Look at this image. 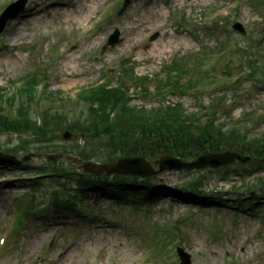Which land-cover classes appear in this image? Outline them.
Instances as JSON below:
<instances>
[{
  "label": "rangeland",
  "instance_id": "obj_1",
  "mask_svg": "<svg viewBox=\"0 0 264 264\" xmlns=\"http://www.w3.org/2000/svg\"><path fill=\"white\" fill-rule=\"evenodd\" d=\"M12 1L16 0H0V13ZM92 1L97 4H91L90 15L77 20ZM26 2L24 10L8 21L0 34V87L4 93V86L11 81L29 80L28 76H34L37 81H45L43 88L36 89L41 100L37 108L52 107L64 111L70 101L75 102L80 89L95 84L102 74L122 80L129 86V91L135 93V80L120 76L124 60L128 63L125 69H130L133 74L151 75L161 68L164 71L171 67L181 56L178 60H187L185 55L190 56V61L199 57L195 62L197 67L207 61L205 70L218 59L216 68L208 70V75L201 78L204 82L198 89L187 88L182 100L176 95H169V100H178L187 111L203 116L211 111L210 103L216 98L219 103L217 123H223L226 129L232 124L238 125L250 136L264 134V74L245 75L242 71L250 65L240 63L242 52L245 54L248 46L249 55L256 57L255 62L264 67V0ZM220 7L227 8V15L219 12ZM29 10L34 11L33 15L25 17ZM214 23H218L214 33L205 30L207 25ZM234 23H238L245 33L233 30ZM115 29L119 32V40L113 46H104ZM154 33L157 36L150 39ZM227 37L231 49L236 41L242 51L234 53L229 48L225 56H212ZM155 45L161 48L158 54H152ZM208 47L213 48L211 52L207 51ZM230 73L240 76L235 84L230 82L231 79L226 81ZM154 83L152 76L149 79L152 90H155ZM227 83L233 87L226 90ZM156 98L163 99V96ZM131 104L148 109L156 106L157 101L153 97L135 96ZM31 109L28 115L33 117L36 110ZM25 129L16 130L20 131L19 136L2 133L0 144L13 145L24 139L31 141V133ZM61 133L56 132V141L61 142ZM69 141L71 143V139ZM54 146L59 145L55 143ZM15 155L18 159L30 156L19 165H0V235L12 221L17 229L20 220L17 211L28 207L29 201L43 203L41 207H46L50 188L60 185L46 176L39 190L29 192L24 179L35 175L38 166L51 163L57 157L48 160L47 155L24 151H17ZM66 162H62V166H67ZM26 163L28 166H22ZM72 166L69 163V167ZM48 168L47 164L46 170ZM75 168L74 171H82L80 164ZM259 168L247 162L215 170H164L153 176L161 191L148 206L117 202L103 191L78 194L89 216L69 211L55 215L50 210L27 216L21 230L0 252V264H142L144 259H147L145 264H179L174 254L176 246L190 255L192 264H264V203L259 204L260 213L252 216L233 214L226 206L216 207L203 201H172L168 198L172 190L195 177H202V188L212 195H232V188L237 193L243 187L236 189V186L244 185V182L252 184L251 190H258L264 186V170L260 172ZM245 171L252 174L246 175ZM139 195L140 192L136 197ZM168 221L175 222L178 229L174 231L172 243L150 258V248L144 243L143 233L154 229L153 239H161L159 232L164 238L171 233L168 226L157 225Z\"/></svg>",
  "mask_w": 264,
  "mask_h": 264
},
{
  "label": "trees",
  "instance_id": "obj_2",
  "mask_svg": "<svg viewBox=\"0 0 264 264\" xmlns=\"http://www.w3.org/2000/svg\"><path fill=\"white\" fill-rule=\"evenodd\" d=\"M253 58L251 57L247 63L250 65L248 75L252 77L256 74H264V67L255 62L256 57ZM194 60L197 61L198 57ZM123 66L120 76L135 80L137 93L144 97L150 96L148 85L150 78L147 75L136 77L130 69H125V64ZM170 66L166 68L169 75H164L165 78L158 75L154 77V89L158 95L184 96L187 88L198 89L204 82L201 78L208 75V71L201 70L200 66L197 67V63L191 65L182 59H176ZM28 77L30 79L14 97H6L0 90V131L14 133L20 128H26L25 131H29L32 137L31 141L27 139L20 141V144L14 148L15 152L19 150L38 154L49 152L71 154L84 161L104 162L113 161L120 156H144L148 159H156L161 154L188 160L208 151L230 149L261 160L259 165L264 169V134L250 136L243 128L230 126L226 129L223 123H217L216 108L219 103L216 102V98L210 103L211 111L205 110L207 114L199 116L196 112H187L181 103L163 102L148 109L143 106L136 107L130 104L133 95L125 83L120 82L118 88L106 84L98 88L81 90V100L87 104V108L70 123L65 121L63 123L62 120L65 119L57 109L46 107L41 110L42 122L37 126L28 115L29 103L33 97L32 85L36 82V78ZM6 104L10 105V110H5ZM63 130H69L76 137H81L83 145H78L75 140L74 145L63 144L55 147L53 141L56 139V132ZM59 172L63 175L66 169L62 168V165L53 164L51 173L61 174ZM42 177L28 179L29 190L39 187L42 184ZM76 181L73 188L62 186L65 188L63 195H59L58 188L53 191L50 208L54 212L63 213L69 210L84 215V211L78 208L75 197L79 193L82 195L87 189L101 188L106 193L114 195L118 201L128 202L134 206L143 202L149 204L152 197L149 193L154 191L151 178L140 180L130 176L108 178L79 175ZM137 185L141 187L137 188ZM184 190H191L193 198L203 195L205 200H209L207 193L200 189V184L187 183L176 191V196L184 197L182 194ZM139 192V197H136ZM218 200L221 201L220 198ZM252 204L254 203L250 204L251 208Z\"/></svg>",
  "mask_w": 264,
  "mask_h": 264
},
{
  "label": "water",
  "instance_id": "obj_3",
  "mask_svg": "<svg viewBox=\"0 0 264 264\" xmlns=\"http://www.w3.org/2000/svg\"><path fill=\"white\" fill-rule=\"evenodd\" d=\"M25 0H21L18 2V4H13L10 7H8L0 17V32L3 30L6 22L8 19L15 16L17 13H19L25 5ZM118 36V32L115 31L113 35H111L109 44H113ZM156 34L153 36L155 37ZM247 161L249 160L248 156H241L237 152H231V151H224L222 153H205L202 155H199L195 159L191 161H182L178 158L163 155L158 160V169L154 170L152 166L141 157L131 158V159H125L122 160L123 162L120 164H114V165H91L89 163L84 164L86 170L89 171H96L97 174H100L102 171H105L107 174L110 173H126V174H133V175H140V176H150L153 174H156L158 172H161L165 169H186L191 170L195 168H204V167H213L218 168L220 166H224L228 163H231L233 161ZM18 163L19 161L16 160L14 157L4 155L0 153V163ZM179 255L181 257L183 264L189 263V257L188 255L182 253V250H179Z\"/></svg>",
  "mask_w": 264,
  "mask_h": 264
},
{
  "label": "bare ground",
  "instance_id": "obj_4",
  "mask_svg": "<svg viewBox=\"0 0 264 264\" xmlns=\"http://www.w3.org/2000/svg\"><path fill=\"white\" fill-rule=\"evenodd\" d=\"M90 2V1H89ZM91 4H97L95 2H91L90 4H88L87 8L84 10V12L79 15L76 19L77 20H81V19H84V18H87L90 13L92 12V9H93V6ZM34 13V11L32 10H29L26 14H25V17L26 16H32ZM16 37V35H14V38ZM151 51V48L149 49ZM161 48L158 47L157 45H155L153 48H152V54H158L160 52Z\"/></svg>",
  "mask_w": 264,
  "mask_h": 264
}]
</instances>
